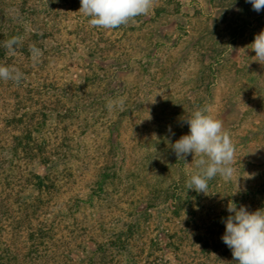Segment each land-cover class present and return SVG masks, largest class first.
<instances>
[{
    "label": "rangeland",
    "instance_id": "374dc122",
    "mask_svg": "<svg viewBox=\"0 0 264 264\" xmlns=\"http://www.w3.org/2000/svg\"><path fill=\"white\" fill-rule=\"evenodd\" d=\"M70 2L75 3L68 13L71 21L59 28L69 31L62 39H70L68 46L73 53L52 60L43 70L32 67L28 71L32 77L26 76L19 85L6 83L0 87V140L15 135V123L38 121L41 106L46 105L49 111L57 109L59 115L47 120L35 142L42 137L51 154H66L58 178V184L64 185L61 189L81 196L90 191L98 166L110 159L112 142L116 147L112 155L121 167V183L128 188L129 175L133 174L134 194L142 198L151 189L167 192L175 177L178 181L182 176L181 183L186 187L191 174L198 171L192 154L185 161L177 159L171 145L189 133L184 118L208 107L210 115L223 121L235 145L236 171L230 181L220 176L209 181L207 193H197L202 195L200 202L193 194L189 199L183 196L174 201L183 214L166 221L167 229L170 233L185 228L203 233L200 226L217 220L220 213H228L229 202L237 208L245 206L249 212L260 210L264 205V65L256 61L250 45L264 31V10L256 12L247 0H155L148 15L105 30L89 25L79 11L80 0ZM113 59L128 68L122 66L110 83L108 74L120 67ZM93 71L106 73L95 80ZM30 79L44 80L68 95L38 93L35 84L31 89L25 86ZM96 97L105 98V105L82 108ZM120 97L126 98L123 109L109 111L108 101ZM16 107L24 108L17 111ZM70 108L74 113L68 114ZM22 113L35 118H24L22 123ZM9 121L13 126L7 124ZM26 168L43 172L38 162ZM72 172V178L65 177ZM218 185L217 195H212L211 190ZM138 197L131 198L135 205ZM124 201L118 204L127 203ZM188 204L195 208L194 215L185 214ZM88 225L85 232H76L75 238L89 249L99 231L90 222ZM177 233L178 237L183 234ZM199 249V244L182 241L176 256L170 255L172 264L187 263L193 255L202 258ZM219 251L221 262L233 260L224 242Z\"/></svg>",
    "mask_w": 264,
    "mask_h": 264
},
{
    "label": "trees",
    "instance_id": "16d2710c",
    "mask_svg": "<svg viewBox=\"0 0 264 264\" xmlns=\"http://www.w3.org/2000/svg\"><path fill=\"white\" fill-rule=\"evenodd\" d=\"M73 4L70 0H0V65L19 68L24 73L23 81L26 76L32 77V73L28 72L32 67L43 70L52 60L73 53L74 49L68 46L70 39H62L63 35L70 34L69 31L62 32L59 28L60 24L71 21L68 13ZM80 21L86 22L82 17ZM15 36L21 37L22 44L14 55H10L3 44ZM32 45L43 53L38 63L31 60L29 48ZM114 62L120 67L108 74L110 83L122 66L128 68L121 65L119 59ZM93 73L98 80L106 72ZM34 79L25 82V86L31 89V85L35 84L33 86L38 93L58 96L61 92L68 95L63 88L55 90L44 80ZM6 83L15 84L0 80V87ZM89 100L90 103H84L82 108H98L106 101L102 97ZM16 104L19 106L20 101ZM45 106L40 107L39 119L33 124L27 125L23 119L28 117V120H33L35 115L22 113L19 121L24 123L18 126L15 123V135L10 140H0V264H172L170 255L175 257V251L182 248V241L185 240L193 246L200 245L198 255L202 258L193 255L190 261L183 264H225L220 261L222 253L219 248L225 233L223 221L230 213H220L217 220L200 226L204 228L203 233L188 228L170 233L165 222L183 214L173 202L177 203L183 196L189 199L190 194L200 202L202 195L192 189L188 193L190 189L183 187L181 176L178 181L176 177L171 181L173 185L167 192L151 189L142 198L141 195L138 197L134 194L133 174L129 175L128 188L121 183L118 176L121 167L112 155L116 149L112 142L110 159L98 166L90 191L83 196L79 192L66 194L61 189L64 185L58 184L59 173L63 170L60 166L65 163L66 154L62 151L51 154L42 137L41 141L35 142L47 120L58 114L57 109L49 111ZM16 108L19 111L24 107ZM72 113L74 111L70 108L68 114ZM14 118L15 115H12L11 120ZM8 123L13 126V122ZM82 160L84 162V158ZM33 162L42 166V173L26 168ZM74 173L65 177L72 178ZM218 188L219 185L211 190V194L217 195ZM133 197L139 198L138 205L131 200ZM120 200L127 203L124 201L120 205ZM97 202L100 204L96 206ZM192 206L188 204L186 215L195 214ZM172 207L174 209L170 212ZM116 208L115 214L113 210ZM262 209L264 205L260 206ZM93 210L95 213L91 212ZM88 222L99 231L98 238L91 239L92 248L89 249L75 238L76 234L86 231ZM177 232H182V236L178 237ZM188 233L191 235L188 236ZM176 236L177 240H174ZM226 264H235V261Z\"/></svg>",
    "mask_w": 264,
    "mask_h": 264
},
{
    "label": "clouds",
    "instance_id": "9594fccd",
    "mask_svg": "<svg viewBox=\"0 0 264 264\" xmlns=\"http://www.w3.org/2000/svg\"><path fill=\"white\" fill-rule=\"evenodd\" d=\"M247 2L256 12L264 10V0ZM80 4L79 11L89 18L91 27L112 30L126 26L138 16L148 15L154 8L155 0H80ZM21 44V37L15 36L5 41L3 47L8 54L14 55ZM250 46L256 61L264 65V31L255 36ZM29 52L33 63H38L43 55L35 45L30 46ZM23 78L24 73L19 68L0 65V80L19 85ZM125 101V97H120L109 100L106 106L109 111L115 107L123 109ZM209 113L210 109L205 107L184 118L189 133L171 145L177 159L185 161L189 154L194 156L198 171L191 174L185 186L205 194L209 181L217 176L230 181L236 171L233 166L236 150L230 134L224 130L223 121ZM227 211L230 215L224 221L222 240L231 249L235 264H264V209L249 212L245 206L237 208L235 203L229 202Z\"/></svg>",
    "mask_w": 264,
    "mask_h": 264
}]
</instances>
